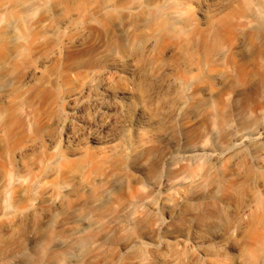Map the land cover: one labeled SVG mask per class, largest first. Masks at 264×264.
<instances>
[{"label": "rangeland", "instance_id": "1", "mask_svg": "<svg viewBox=\"0 0 264 264\" xmlns=\"http://www.w3.org/2000/svg\"><path fill=\"white\" fill-rule=\"evenodd\" d=\"M56 1L0 0V262L4 257L10 264L15 263L14 254L22 243L32 241L16 234L19 213L33 211L44 217L61 205L73 203L79 208L94 187L104 186L122 167L119 156L95 148L94 143L86 144L77 155L62 144L55 161L47 157V147L20 162L15 158L43 130L54 131L50 124L54 104L49 94L63 91L88 69L69 65L66 58L88 50L98 56L102 40L96 21L102 7L128 2L74 0L71 9L58 11ZM175 3L184 13L167 25L173 42L153 59L151 74L164 67L171 73L187 69L189 77L199 76L217 61L221 77H200L199 87L185 96L225 106L232 132L211 138L204 135L205 104L197 112L185 107L180 115L172 109L168 119L175 122L178 132L172 140L158 144L152 162L159 166L158 178L150 177L147 165L131 170L138 177L132 183L136 204H114L116 212L105 215L92 234L77 232L82 222L76 219L56 223V232L74 240L55 242L57 253L82 250L77 237L110 234L95 252L72 264H254L251 253H257L258 264H264V207L260 208L264 200V56H252L248 45L241 46L255 27L254 12L264 10V0H251L248 6L242 0H170L167 9ZM192 25L207 37L196 51L185 41L175 40L182 27ZM149 31L142 34L149 36ZM32 63L42 65L41 72L28 82L24 71ZM240 65L261 72L245 85L234 86ZM246 99L251 105L241 117L238 108ZM160 131L152 129L151 137ZM243 136L246 140L240 142ZM91 154L105 160L98 173H92ZM235 157L237 161L232 162ZM66 161L75 162L79 171L62 170ZM195 168H200L198 178L204 185L224 170L222 184L207 188L201 196L196 195L198 184H174ZM63 183H69V189L61 190ZM202 214L206 217L201 221ZM42 264L60 263L46 259Z\"/></svg>", "mask_w": 264, "mask_h": 264}, {"label": "bare ground", "instance_id": "2", "mask_svg": "<svg viewBox=\"0 0 264 264\" xmlns=\"http://www.w3.org/2000/svg\"><path fill=\"white\" fill-rule=\"evenodd\" d=\"M169 1L128 0L125 4L119 2L105 4L101 17L96 21L100 25L102 40L98 56H92L93 50H88L71 54L66 58L69 65H83L88 69L84 74H78L72 84L63 91L55 90L49 94L54 104V113L50 118L54 131L43 130L36 141L16 152V160L20 162L25 156L47 147L50 151L47 157L55 161L62 144L77 155L81 154L86 144L94 143L95 148L119 156L122 167L116 170L117 172L104 183V186L94 187V190L79 203V208L73 203L63 207L61 205L60 209L44 217H37L33 211L19 213L20 221L16 234L32 241L30 244L25 241L22 243V248L14 254L13 264H22L26 261L42 264L46 259H57L60 264H72L80 261L86 254L95 252L100 244L110 237L108 232L95 234L90 239H87V236L77 237L75 240L81 244L82 250L75 252L64 250L60 253L53 251L55 242L70 244L74 241L68 234L56 232V223L76 219L82 222L77 232L90 233L101 224L105 215L116 212L114 204H136L132 183L138 181V177L131 170L140 165H147L150 177L155 180L158 178L159 166L152 163L159 151L158 144L172 140L178 132L175 122L168 119L172 109L176 115H180L185 107L197 112L205 104L207 112L202 117L204 135L211 138L232 132L233 125L225 106L213 100L198 101L190 95L188 98L185 96L187 92L199 87L200 77L206 79L213 76L221 77L222 70L217 61L209 63L199 76L189 77L190 71L187 69L171 73L164 67H159L156 74H151L154 68L153 59L157 54L167 51L173 42L167 25L179 19L184 13L177 3L167 9ZM242 1L247 6L251 2ZM73 3L74 0H57L54 8L58 11L71 9ZM253 18L255 27L241 42V46L248 45L249 54L263 57L264 10L254 12ZM146 30H150L149 36L142 34ZM206 38L199 27L192 25L182 27L175 40L185 41L196 51L205 44ZM41 66L38 63L30 64L24 71L25 80L28 82L34 80L41 72ZM236 70L239 77L235 80L234 86L245 85L250 77L261 72L259 68L250 72L241 65L236 66ZM175 103L176 106H173ZM250 105L248 99L241 104L238 108L241 117L246 115ZM155 128H161V131L153 138L150 131ZM245 140V136L239 139L240 142ZM236 161L237 157L232 159V162ZM88 162L92 173H98L105 160L91 154ZM79 168L73 161H66L61 167L62 170L72 173L78 172ZM199 175L200 168H195L189 175H180L174 184L182 185L188 181L198 184L200 189L196 195L201 196L207 188H215L222 184L224 170H219L218 174L205 185L201 184ZM59 187L65 191L69 189V183L59 184ZM124 188L128 189L127 194L122 193ZM263 207L264 200L260 202V208ZM215 213L219 216L220 211L217 210ZM205 217L202 214L199 219L202 221ZM92 233L93 231L90 234ZM263 238L264 236L261 237ZM250 255L254 259V264H258V254ZM3 258L0 264H10Z\"/></svg>", "mask_w": 264, "mask_h": 264}]
</instances>
